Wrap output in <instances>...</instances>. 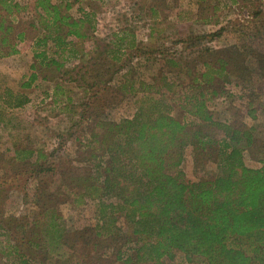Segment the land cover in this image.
Here are the masks:
<instances>
[{"label":"rangeland","instance_id":"374dc122","mask_svg":"<svg viewBox=\"0 0 264 264\" xmlns=\"http://www.w3.org/2000/svg\"><path fill=\"white\" fill-rule=\"evenodd\" d=\"M51 1L73 18L86 17L87 36L63 51L46 45V59L40 61L41 56H33L38 49L32 43L38 31L26 28L28 36L19 44V51L0 57V264H21L25 258L26 264H77L78 254L54 244L51 225L55 223L56 228L67 231L69 244L76 241V236L91 240L102 223V204H107L105 212L114 210L115 225L121 231L126 229L124 212L115 198L82 195L81 184L70 187L72 167L85 165L77 164L73 157L78 155V141L87 138L85 131L91 123L88 115L108 122L131 116L138 93L124 92L122 84L136 86L138 81H151L161 74L170 79L179 76L178 68L168 67L158 52V48L163 50L178 38L222 28L218 37L204 44L217 51L207 58L215 63L216 57L227 61L214 84L221 93L209 94V110L217 121L236 119L251 128L255 143L244 148L243 161L249 167L261 165L256 159L260 155L256 146L264 148V0ZM19 16L25 24L32 19L28 10ZM196 49L175 44L167 55L181 57L195 69L201 61ZM117 52L121 53L120 60L111 62L109 57ZM48 58L61 66L57 69L54 64H46ZM118 67L122 70L116 73ZM32 73L33 81L23 86ZM109 77L107 87L99 91L90 106L82 107L80 102L88 94L85 87L93 90L91 82ZM56 84H61L62 92L55 89ZM17 96L27 98V102L14 106ZM252 99L254 102L248 106ZM174 103V117L185 123L193 121ZM250 108H254L253 115L249 114ZM80 113L83 118L78 124ZM61 140L57 154L48 156ZM37 159L53 163L56 173L29 178L26 171ZM179 169L188 182L218 171L211 148L196 151L190 145L184 147ZM50 214L56 216L55 222ZM132 246L129 242L122 249L127 251ZM162 262L205 264L188 263L180 252L172 258L163 257Z\"/></svg>","mask_w":264,"mask_h":264},{"label":"trees","instance_id":"16d2710c","mask_svg":"<svg viewBox=\"0 0 264 264\" xmlns=\"http://www.w3.org/2000/svg\"><path fill=\"white\" fill-rule=\"evenodd\" d=\"M68 6L66 3L65 10ZM27 10L32 19L25 24L19 15ZM152 11L156 12L154 8ZM258 13L259 10L254 15ZM85 18L71 17L51 0H0V57L19 51L28 28L34 33L38 31L32 37L33 46L38 49L33 56H41L43 61L46 45L63 51L87 36ZM221 31L219 28L189 34L163 50L158 48L166 65L178 68L180 74L174 79L161 74L151 81H138L136 86L122 84L124 92L138 93L131 116L113 122L96 120L92 115L86 117L91 119L85 131L87 138L78 141V155L73 157L77 164L85 165L72 167L68 184H81L82 195L115 198L124 212L126 229L121 231L115 225L112 208L105 212L107 204L101 206L102 223L93 231L91 240L76 236V241L69 244L67 231L56 228L55 223L51 225L54 244L78 254L77 264H163L162 258H172L175 252L182 253L188 263L264 264V148L256 146L260 167L247 166L243 150L255 143L251 128L236 119L217 121L209 110V94L221 93H217L214 84L227 61L216 57L215 63L207 58L217 51L204 44ZM175 44L183 49L196 46L201 57L199 66L192 69L181 57L168 56ZM120 55L117 52L109 59L118 61ZM45 62L57 69L61 66L53 58ZM120 70L122 67L115 72ZM34 78L30 74L22 85L29 86ZM109 79L91 82L93 90L85 87L88 94L81 106L89 107ZM55 89L63 90L61 84H56ZM25 102L27 98L17 96L13 105ZM173 102L193 121L185 123L174 117ZM253 102L250 100L248 106ZM253 111L250 108L249 114L253 115ZM62 144L63 140L47 155L54 157ZM188 145L196 151L211 148L217 173L185 181L179 166ZM55 169L53 163L37 159L31 161L26 172L31 178L45 172L55 174ZM50 217L55 222L56 216ZM129 242L133 246L127 247V251L132 249V253L122 249ZM27 260L23 259L21 264L28 263Z\"/></svg>","mask_w":264,"mask_h":264}]
</instances>
